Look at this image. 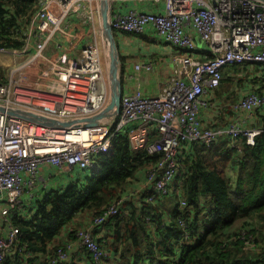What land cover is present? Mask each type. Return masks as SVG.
Returning a JSON list of instances; mask_svg holds the SVG:
<instances>
[{
    "label": "built area",
    "instance_id": "built-area-1",
    "mask_svg": "<svg viewBox=\"0 0 264 264\" xmlns=\"http://www.w3.org/2000/svg\"><path fill=\"white\" fill-rule=\"evenodd\" d=\"M110 1L114 30L143 33L153 29L163 41L190 50L197 49L195 32L213 56L181 58L189 68L178 64L157 95H144L141 88L126 92L120 113L96 126L53 128L0 112V222L6 227L0 233V260L15 249L20 231L12 222V214L37 186L45 163L62 173L75 167L91 168L97 154L111 149L114 135L127 129L133 149L161 153L148 170L147 187L168 193L178 172L183 144L210 143L223 136L236 141L241 135L247 136V143L255 144V136L261 132L241 122V126L234 122L225 127H206L200 112L210 105L205 95L220 84L225 67L264 62V2L155 0L165 2L164 12L136 8L123 12L117 4L128 0ZM100 2L37 0L25 45L20 49L0 48V52L15 55L32 53L12 67L6 82H0V104L62 120L84 119L107 106L110 84L99 37ZM136 68L152 70L154 66L144 62ZM263 106L264 93L250 92L234 108L251 112ZM153 129L157 133L151 140ZM123 200L106 207L77 231L78 244L96 261L105 259L107 251L93 230L116 214ZM185 204L181 198V205ZM243 238L247 249L260 248L253 235L243 231ZM73 248L72 242L58 247L51 264H68Z\"/></svg>",
    "mask_w": 264,
    "mask_h": 264
},
{
    "label": "trees",
    "instance_id": "trees-1",
    "mask_svg": "<svg viewBox=\"0 0 264 264\" xmlns=\"http://www.w3.org/2000/svg\"><path fill=\"white\" fill-rule=\"evenodd\" d=\"M36 5L37 0H0V47L24 46ZM124 33L147 44L158 43L146 34ZM121 59L125 90L127 63L122 51ZM250 64L264 74L263 62L226 67L220 85L207 94L210 101L231 98V87L243 83L238 75ZM6 79V70L0 66V81ZM258 90L252 92L264 93L262 86ZM257 109V113L264 110ZM257 127L262 130L254 145L247 143L246 136L237 143L224 136L210 143L189 144L169 193L136 190L161 153L133 149L127 129L118 131L111 149L95 156L91 170L76 169L71 181L44 187L40 198L22 204L12 214L20 231L18 242L0 264H51L55 250L76 239L81 215H99L122 197L118 213L94 229L95 234L104 230L98 239L107 251L105 259L96 261L89 250L76 245L68 264H264V250L245 249L243 238L246 231L264 241V123ZM156 133L153 129L151 140ZM179 190L185 206H181Z\"/></svg>",
    "mask_w": 264,
    "mask_h": 264
},
{
    "label": "crops",
    "instance_id": "crops-1",
    "mask_svg": "<svg viewBox=\"0 0 264 264\" xmlns=\"http://www.w3.org/2000/svg\"><path fill=\"white\" fill-rule=\"evenodd\" d=\"M117 6L121 7V11L123 12H126L129 8H136L144 12H164L166 8L165 2L155 0H128L119 2ZM124 34L125 33L119 32L118 38L121 41L120 48L122 54L126 56L127 66L125 67L124 74V87L126 92H131L137 88H141V90L147 95H156L160 91L161 87L169 80L178 64L185 69L189 68L186 61L181 58L188 55H192L196 58L203 57L205 56L204 48L207 47L201 36L195 32H193V36L198 48L194 51H186L184 49L168 45L169 43L161 41L153 29L150 30V32H145V34L155 37L158 40V43L149 44V50L144 48H134L133 45L136 43L135 41L138 42L139 40L133 37L128 38ZM149 61L154 63V68L152 70L148 71L145 69H136L137 63ZM229 111L231 112L234 110L230 107H224L222 109L220 102H213L209 107L202 110L200 115L202 124L204 126H218L223 125L224 121H240L241 123L253 128L258 125L261 126L264 123V111H262V113L255 112L253 114L247 112L246 118H241L237 111H234V114H231ZM188 152L189 147L186 146L181 154V157H184ZM42 170L43 173L41 175V179L44 178V181L52 182L53 187L64 185L76 176V172L71 174L56 173L55 175H58L59 179L57 178L55 181H49L50 176L47 174V166L43 165ZM144 183L145 182H143L137 189L143 188ZM39 187L41 188L42 186L39 185L30 197L27 195L25 196V202L30 203L31 199H33L38 190H40ZM78 222L80 223V226L88 224L90 222L89 214L85 213L84 215H81L78 218ZM1 226L2 225L0 224V227ZM2 230L3 229L0 231ZM103 231V229L98 230L100 233L98 234L97 232V236L99 237L100 235H103ZM261 251L263 250L257 252Z\"/></svg>",
    "mask_w": 264,
    "mask_h": 264
},
{
    "label": "water",
    "instance_id": "water-1",
    "mask_svg": "<svg viewBox=\"0 0 264 264\" xmlns=\"http://www.w3.org/2000/svg\"><path fill=\"white\" fill-rule=\"evenodd\" d=\"M264 2V0H259ZM102 35L107 48L109 57V78L111 79V94L108 105L99 113L84 119L61 120L36 113L19 107H12L0 104V112L8 113L24 119L32 120L50 127H76V126H95L104 122V119L115 117L121 109V99L124 94L123 83L120 69L122 59L116 40L115 31L110 23V1L101 0Z\"/></svg>",
    "mask_w": 264,
    "mask_h": 264
},
{
    "label": "rangeland",
    "instance_id": "rangeland-1",
    "mask_svg": "<svg viewBox=\"0 0 264 264\" xmlns=\"http://www.w3.org/2000/svg\"><path fill=\"white\" fill-rule=\"evenodd\" d=\"M99 37L103 41V35H102L101 28H99ZM120 37L122 38L121 35H120ZM141 43H143V44H141ZM140 44H141V46H140ZM148 45L149 44H147V43H145V42H143V41H141L139 39L138 42L134 43L133 47L134 48H140V49L144 48L146 50H149ZM103 51H104L103 55H104L105 73L108 76V80L110 82V90H111V79L109 78L110 61H109V57H107V48H104ZM31 55H32V53H29L27 55L26 54H23V55L17 54V55H15L14 53H11V52H0V66L3 67L6 70V73H8L12 69V67L24 62L29 57H31ZM120 74H121V69H120ZM238 76L243 78L244 81H243L242 84H240V82L238 81L234 86L231 87L230 93L228 94L229 97H231V98H228L227 96L223 97V99L221 100V102L225 105V106H223V108L227 107L226 106L227 104L233 103V101H236L237 99L239 101L245 95H247L249 92L257 91L260 86H262L263 90H264V85H263L264 74H263L262 71L254 70V68H253V66L251 64L249 65L248 69H246L244 71H241ZM233 98H237V99L232 100ZM257 110L258 109L254 110V111L258 112ZM238 113L240 114L241 118H246V113L247 112L239 110ZM236 123H239V122H236ZM239 125H240V123H239ZM180 159H179V164H180ZM49 172H51L54 175L56 174L54 169L49 170ZM231 174H232V172H231ZM233 175H234V172H233ZM57 178L59 179V176L55 175L53 177V181H55ZM41 180H44V178H42ZM145 181H146V177H145ZM145 181H143V182H145ZM52 187H53V185H51V184H49V186H46V188H52ZM43 188L44 187H41V188L39 187L40 190H38L37 196H35L33 199H31L30 202L33 203L35 200H37L38 198L41 197L42 192H44ZM136 190L138 191L139 189L136 188ZM24 203H28V202H24ZM0 229H3V227L0 228ZM72 241L74 242V240H72ZM72 254H73V252H72Z\"/></svg>",
    "mask_w": 264,
    "mask_h": 264
},
{
    "label": "clouds",
    "instance_id": "clouds-1",
    "mask_svg": "<svg viewBox=\"0 0 264 264\" xmlns=\"http://www.w3.org/2000/svg\"><path fill=\"white\" fill-rule=\"evenodd\" d=\"M110 1V0H109ZM262 2V1H261ZM100 7H101V2H100ZM36 10V9H35ZM100 12H101V10H100ZM110 12H111V1H110ZM100 28H101V30H102V17H101V22H100ZM115 32H117V33H119V32H121V31H117V30H114ZM148 32H150V31H148ZM122 33H124V32H122ZM127 33H134V32H127ZM142 34H145V32H143ZM157 34V33H156ZM27 35V34H26ZM158 36V35H157ZM159 37V36H158ZM160 38V37H159ZM161 39V38H160ZM116 40H117V38H116ZM161 41H163L162 39H161ZM101 42H102V44H103V49L105 48V43H104V39H103V41L101 40ZM163 42H165V41H163ZM117 43H118V41H117ZM166 43H169V42H166ZM169 44H171V43H169ZM25 45V44H24ZM171 45H173V46H175V47H178V46H176V45H174V44H171ZM207 45V44H206ZM119 47V46H118ZM1 48V47H0ZM6 48V47H5ZM179 48V47H178ZM197 48H198V45H197ZM9 49H20V48H9ZM179 49H184V50H186V51H194L195 49H193V50H190V49H185V48H179ZM120 50V49H119ZM204 51H205V56H203V57H199L198 59H204V58H208V57H212L213 55H211V53L208 51V46L206 47V48H204ZM104 52V51H103ZM120 55H121V51H120ZM206 55H207V57H206ZM149 62H151V61H149ZM250 62H254V61H250ZM256 62H258V61H256ZM140 63H144V62H140ZM153 63V62H152ZM246 63V62H245ZM264 63V62H263ZM137 64H139V63H137ZM136 64V65H137ZM238 64H240V63H238ZM153 66H154V63H153ZM232 66V65H231ZM121 67H122V65H121ZM227 67H229V66H227ZM226 68V67H225ZM224 68V69H225ZM137 69V68H136ZM148 71H150V70H148ZM224 71V70H223ZM9 73V72H8ZM8 73H6V76H7V79H8ZM174 73V72H173ZM172 73V74H173ZM172 76V75H171ZM170 76V77H171ZM223 76V75H222ZM7 79L5 80V81H0V82H6L7 81ZM121 79H122V77H121ZM170 79V78H169ZM222 79V78H221ZM169 81V80H168ZM167 81V82H168ZM166 82V83H167ZM221 82V81H220ZM165 83V84H166ZM109 84H110V82H109ZM164 84V85H165ZM220 85V84H219ZM218 85V86H219ZM217 86V87H218ZM162 88V87H161ZM215 89V88H214ZM136 90V89H135ZM161 90V89H160ZM134 91V90H133ZM209 91H211V90H209ZM209 91L206 93V95H205V98L206 99H208L209 101H210V99H209V97H208V93H209ZM132 92V91H131ZM143 92V91H142ZM160 92V91H159ZM158 92V93H159ZM126 93V90H124V94ZM144 93V92H143ZM157 93V94H158ZM250 93V92H249ZM110 94H111V90H110ZM124 94H123V96H124ZM156 94V95H157ZM144 95H147V94H145L144 93ZM123 96H122V99H123ZM147 96H155V95H147ZM246 96V95H245ZM244 96V97H245ZM243 97V98H244ZM242 98V99H243ZM122 99H121V106H122ZM242 99H240L239 101H241ZM110 101V100H109ZM238 101V102H239ZM238 102H233V103H229V104H227L226 106L227 107H230L231 109H233L234 111H237V113H238V111L239 110H237V109H235L234 108V105L235 104H237ZM211 103H213V102H211L210 101V104ZM108 105V104H107ZM220 105H221V108L223 109V106H225L222 102H220ZM210 106V105H209ZM209 106H207V107H209ZM12 107H14V106H12ZM207 107H205V108H207ZM259 109H264V106L263 107H258ZM204 108H202V110H203ZM257 109V108H256ZM256 109H254V110H256ZM202 110H201V112H202ZM251 111V112H249V113H255L256 111ZM120 111H121V109H120ZM233 111V112H234ZM242 111H245V110H242ZM261 111H264V110H261ZM101 112V111H100ZM201 112H200V115H201ZM245 112H248V111H245ZM1 113H4V112H1ZM120 113V112H119ZM118 113V114H119ZM231 113V112H230ZM8 114V113H7ZM117 114V115H118ZM9 115H11V114H9ZM95 115V114H94ZM116 115V116H117ZM14 116V115H13ZM93 116V115H92ZM18 117V116H17ZM21 118V117H20ZM114 118V117H113ZM201 118V117H200ZM24 119V118H23ZM107 119H110V118H107ZM26 120H28V119H26ZM62 120V119H61ZM71 120H73V119H71ZM105 120V119H104ZM32 121V120H31ZM35 122V121H34ZM202 122V121H201ZM235 122H239L240 123V121H235ZM231 123H234V122H230V121H228V123L227 124H225V125H218V126H206V127H213V128H216V127H225V126H227V125H229V124H231ZM39 124H41V123H39ZM44 125V124H43ZM99 125V124H98ZM242 125L244 126V127H246V128H251V127H249L248 125H245L244 123H242ZM47 126V125H46ZM96 126V125H95ZM50 127V126H49ZM83 127H85V126H83ZM86 127H91V126H86ZM53 128H57V127H53ZM61 128H66V127H61ZM251 129H260V130H262L261 128H259V127H253V128H251ZM260 133V132H259ZM258 133V134H259ZM243 136H246V135H241L240 136V138L241 137H243ZM224 137V136H223ZM230 137V136H229ZM240 138L238 139V140H236V141H231L232 143H237L239 140H240ZM232 139V138H231ZM233 140V139H232ZM246 141H247V136H246ZM255 142H256V140H255ZM195 143H199V142H195ZM192 144V143H186V144H183V147H182V150H181V153L179 154V156H178V158L180 159L181 158V154H182V152H183V150H184V148L186 147V146H188V147H190V145ZM249 144V143H248ZM250 145H254V144H250ZM179 159H178V163H179ZM95 162V161H94ZM43 165H46L47 166V174L50 176V178H49V181H52L53 180V177L55 176L54 174H52L51 172H49V170H51V169H54L55 170V172L56 173H61V174H71V173H75V171H76V168L78 169V167H75L72 171H70V172H68V173H62V172H60V171H58L56 168H54L53 166H51L50 164H48V163H45V164H43ZM42 165V166H43ZM42 166H41V173H40V178H39V181H38V184H37V186L32 190V192L30 193V194H27V196H31V194L33 193V191L39 186V185H41L42 187H46V186H49V184H51L52 185V182H48V181H44V180H41V175H42V173H43V170H42ZM94 166H95V164H94ZM93 166V167H94ZM152 166V165H151ZM93 167H91V168H93ZM91 168H79V169H88V170H91ZM149 168H150V166H149ZM179 168H180V164H179V167H178V170H179ZM149 170V169H148ZM147 173H148V171H147ZM178 173V172H177ZM177 175V174H176ZM176 175H175V177H176ZM175 177H174V179H175ZM174 179H173V181H172V183L171 184H173V182H174ZM170 184V185H171ZM146 188H151L150 186L149 187H147V174H146V181H145V183H144V187L143 188H141V189H139V190H144V189H146ZM153 189V188H152ZM171 189V188H170ZM155 190V189H154ZM170 192V191H169ZM168 192V193H169ZM36 193V192H35ZM179 195H180V202H181V198H184L183 197V195H182V191L181 190H179ZM26 196V195H25ZM25 196H24V202H25ZM122 198H124V197H122ZM121 199V198H120ZM125 199V198H124ZM185 199V198H184ZM117 200H119V199H117ZM116 200V201H117ZM149 200H150V198H149ZM153 200V199H152ZM186 200V199H185ZM24 202H23V204H24ZM123 202V201H122ZM114 203V202H113ZM122 204V203H121ZM186 204H187V201H186ZM185 204V205H186ZM185 205H181V206H185ZM1 207H2V205L0 204V209H1ZM108 207V206H107ZM120 207H121V205H120ZM120 207H119V210H120ZM105 209V208H104ZM103 209V210H104ZM118 213V212H117ZM115 215V214H114ZM97 216V215H96ZM95 217V216H94ZM110 218V217H109ZM108 218V219H109ZM93 219V217H90V222H91V220ZM89 222V223H90ZM88 223V224H89ZM0 224H1V222H0ZM88 224H86V225H88ZM103 224V223H102ZM2 226L0 227V228H2V227H4V225L3 224H1ZM83 226H85V225H83ZM83 226H80L79 228H81V227H83ZM99 226V225H98ZM97 227V226H96ZM95 227V228H96ZM79 228H78V230H79ZM94 228V229H95ZM1 230V229H0ZM77 230V231H78ZM77 231H76V239L74 240V242L71 240V241H68V242H72L73 244H74V247L76 246V245H79L78 244V239H77ZM1 233L3 232V230L2 231H0ZM93 233H94V230H93ZM248 235H253V234H248ZM94 236L96 237V239L99 241V237L97 236V234H95L94 233ZM254 237V236H253ZM256 240V242L260 245V248L259 249H247L245 246H244V248L245 249H247V250H249V251H254V252H257V251H260V250H264V241L263 240H261V239H258V238H256L255 239ZM100 242V241H99ZM65 244V243H64ZM246 244V243H245ZM73 252V251H72ZM72 255V254H71Z\"/></svg>",
    "mask_w": 264,
    "mask_h": 264
}]
</instances>
